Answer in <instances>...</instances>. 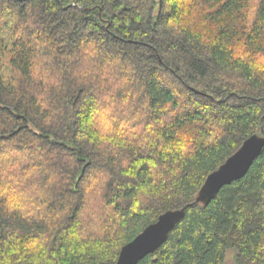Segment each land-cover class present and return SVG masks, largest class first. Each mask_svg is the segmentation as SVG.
<instances>
[{
	"label": "trees",
	"instance_id": "1",
	"mask_svg": "<svg viewBox=\"0 0 264 264\" xmlns=\"http://www.w3.org/2000/svg\"><path fill=\"white\" fill-rule=\"evenodd\" d=\"M264 0H0V264H264Z\"/></svg>",
	"mask_w": 264,
	"mask_h": 264
},
{
	"label": "water",
	"instance_id": "2",
	"mask_svg": "<svg viewBox=\"0 0 264 264\" xmlns=\"http://www.w3.org/2000/svg\"><path fill=\"white\" fill-rule=\"evenodd\" d=\"M263 146L264 135L255 133L244 139L234 153L207 175L194 202L207 204L222 186L243 176ZM183 215L184 208L161 213L154 222L121 247L116 264H135L153 252L165 241L169 231Z\"/></svg>",
	"mask_w": 264,
	"mask_h": 264
},
{
	"label": "rangeland",
	"instance_id": "3",
	"mask_svg": "<svg viewBox=\"0 0 264 264\" xmlns=\"http://www.w3.org/2000/svg\"><path fill=\"white\" fill-rule=\"evenodd\" d=\"M225 264H234L233 262V250L228 249L225 258Z\"/></svg>",
	"mask_w": 264,
	"mask_h": 264
}]
</instances>
